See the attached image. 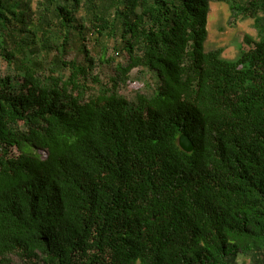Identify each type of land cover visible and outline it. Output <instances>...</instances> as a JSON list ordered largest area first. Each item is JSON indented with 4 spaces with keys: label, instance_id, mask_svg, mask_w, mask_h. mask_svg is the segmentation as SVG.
Instances as JSON below:
<instances>
[{
    "label": "trees",
    "instance_id": "trees-1",
    "mask_svg": "<svg viewBox=\"0 0 264 264\" xmlns=\"http://www.w3.org/2000/svg\"><path fill=\"white\" fill-rule=\"evenodd\" d=\"M214 1L254 20L233 60L210 0H0V264H264V0ZM111 40L150 95L86 99Z\"/></svg>",
    "mask_w": 264,
    "mask_h": 264
},
{
    "label": "rangeland",
    "instance_id": "rangeland-1",
    "mask_svg": "<svg viewBox=\"0 0 264 264\" xmlns=\"http://www.w3.org/2000/svg\"><path fill=\"white\" fill-rule=\"evenodd\" d=\"M36 1V0H35ZM208 39L205 43L207 51L223 49V58L233 60L238 57L241 51H247L251 48L245 42L246 36L257 39V30L254 27L253 19H244L234 16L230 6L225 2H216L210 0V12L208 17ZM116 40L109 42V48L106 51V57L101 58V51L94 50L93 45L87 42L90 50V58L93 62L87 70V76L81 78V85L85 89V96L88 99L99 91L101 87L112 89L117 86V91L129 102H133L138 93L150 95L157 86L156 76L144 68H134L125 78H122L118 72L120 66H127L128 56L121 55L114 51ZM76 59L79 65H87L83 56L71 53L66 57L67 61ZM12 70L7 63L0 57V76L6 77ZM13 74H15L13 72ZM70 72L66 73L69 77ZM75 95L78 92L74 93ZM24 128V125L22 124ZM37 153L43 158L47 156L44 150H38ZM15 264H27L18 257H13ZM244 263V262H243ZM245 264H249L247 261Z\"/></svg>",
    "mask_w": 264,
    "mask_h": 264
},
{
    "label": "water",
    "instance_id": "water-1",
    "mask_svg": "<svg viewBox=\"0 0 264 264\" xmlns=\"http://www.w3.org/2000/svg\"><path fill=\"white\" fill-rule=\"evenodd\" d=\"M179 147L186 153L193 152L195 146L190 137L186 134H182L179 138Z\"/></svg>",
    "mask_w": 264,
    "mask_h": 264
}]
</instances>
